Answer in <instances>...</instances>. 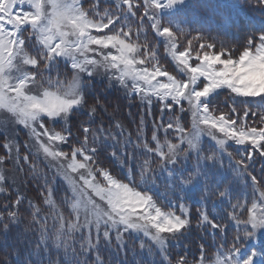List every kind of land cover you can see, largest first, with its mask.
<instances>
[{
  "label": "snow or ice",
  "instance_id": "6c2138e0",
  "mask_svg": "<svg viewBox=\"0 0 264 264\" xmlns=\"http://www.w3.org/2000/svg\"><path fill=\"white\" fill-rule=\"evenodd\" d=\"M103 4L108 6L102 8L101 0H0V114L5 116L0 195H9L4 166L23 170L26 164L39 200L15 189L12 210L6 204V213H0V231L7 234L10 224L21 222L19 208L26 201L37 233L32 255L54 250L58 258L48 264H89L91 254L94 264H104L101 242L111 246L115 240L123 252L125 236L137 237L139 249L150 256L155 250L159 264H190L185 255L173 262L169 245L192 227V210L178 202L184 199L180 193L202 185L197 227L224 236L229 225L215 215V197L227 202L225 215L236 234L230 246L225 240L209 251L201 244L191 264H264V164L260 179L253 174L256 158L264 160V23L238 50L207 30L189 27L182 17L187 0ZM252 7L264 15V0H252ZM98 76L126 98L138 99L149 116L154 105L159 108L150 132L143 115L134 138L119 120L97 123L98 111L107 114L90 91ZM221 90L234 98L228 111L212 105ZM235 98L245 107L238 109ZM86 106L88 120L76 126L81 139L72 120ZM9 123L27 130L23 153ZM205 137L213 142L207 153ZM101 149H111L124 178L102 165ZM192 155L196 164L188 172ZM157 170L166 174L175 198L166 195V204L153 194ZM238 185L249 194L238 196Z\"/></svg>",
  "mask_w": 264,
  "mask_h": 264
},
{
  "label": "trees",
  "instance_id": "16d2710c",
  "mask_svg": "<svg viewBox=\"0 0 264 264\" xmlns=\"http://www.w3.org/2000/svg\"><path fill=\"white\" fill-rule=\"evenodd\" d=\"M182 17L189 22V27L195 26L207 30V32H209L212 36H218L219 39L225 40L227 43L234 45L238 50L240 44L244 40V37L250 31L254 32L256 29L261 27L262 23H264V15H261L260 12L254 10V8L252 7V0H191L189 3H187L186 7L184 8ZM169 68L171 69L172 67L169 66ZM90 91H92L107 107V114L98 111L97 123L102 120L105 125H108L110 123V119L108 117L115 116V118H117L122 124H124L125 127L131 128L130 124L136 122L137 116H141L143 114L142 106H134L136 108L133 109L131 106H133L135 103H129V100H127L125 96H121L118 91L112 92L108 90L107 84L105 83H92ZM219 96H222L221 93L219 94ZM227 97L229 100L228 102H224V106L219 103V106L222 107L221 110L228 111L229 108L233 105L234 98L230 100L228 95ZM236 99L237 98H235V100ZM92 103H94V101L90 98L89 105H91ZM236 106L238 107V109H242L243 107H245V105L243 104L238 105L237 101ZM248 107H251V105H248ZM129 113H131V115H129ZM158 116L159 115L157 112V117ZM87 120V106L83 114H80L78 117H74L72 120V131L75 135L80 136L81 139L82 132H77L76 126L78 122H84ZM127 129L130 131L129 128ZM110 151L111 149L100 150L99 159L102 165L110 167L114 174H117L121 178H124V170H122L117 164V162L111 158V156L109 155ZM191 159H193L192 156ZM224 160V165L226 169L228 162L226 159ZM192 163L193 165L196 164L194 161H192ZM256 164L257 165L254 166L253 174L257 175L258 179H260L259 172L261 168L260 165L262 164L258 162ZM225 169L222 170L226 171ZM21 173L22 178L25 182L26 190L25 193L23 191H21L20 193L28 199H33L39 202L37 193V182L32 180L28 168L26 170L24 169ZM226 173L230 174L231 176L230 172L227 171ZM158 179H161L159 174ZM158 179H156V188L154 187L153 194L155 192L154 195L158 199V201L166 204L167 201L165 200V195H158L160 193L159 191L161 188L158 189L157 184L159 183L163 187V185L161 184L162 182L160 183ZM262 184H264V181H262ZM202 190L203 188H198V191L196 190V193H194L190 198H184L183 200V203L187 204L192 210V224L198 223V214L196 210L201 205L202 196L196 197V195H201L200 193H202ZM243 193L245 195H243ZM248 194V189H245L243 185H238V196H246ZM15 197L16 195L13 193V190L11 188L9 189V195H0V213H6V209L4 207L6 204L9 205V208L7 210H12L11 202L15 199ZM213 199L218 201V199L215 197H213L212 200ZM25 203L28 209L27 202ZM205 203L208 204L210 209V201H205ZM228 210L229 207L227 202L223 204L216 203L214 209L215 215L217 217H224L222 222L229 225L228 228L225 230L224 236H222L219 232H217V234L214 236L212 234L211 229L206 230L196 227V230L192 234H190L191 237H197L194 241V248H192L191 243H189L187 240H183L180 246H176L180 242H178L177 244L175 242V245L171 246L170 251L173 262L175 261L177 256L181 254L186 255L187 260L190 262V264L191 262L196 261L199 257V246L201 244H203L205 248L209 251L214 249L217 244L223 243L225 240L230 246L232 238L236 234V228L235 225L230 223L226 218L225 213ZM19 212L21 222L15 225L10 224V229L7 234L2 235L0 232V264H5V262H7V264H25L27 260L32 261L36 258V256L32 255V252L36 243L37 233L35 231H32L33 226L29 224V213L27 214L28 216L21 215V212H26V210H24L21 206L19 208ZM219 212L220 216H218ZM18 227L20 231L17 230ZM26 228L29 229L28 232H25ZM20 233H24V235L21 236ZM26 236L28 237V247L30 248L21 249V239L25 238ZM191 237L188 238L189 241H192ZM8 242L10 244H7ZM251 243L256 242L252 241ZM260 243H264V237L260 238ZM176 249H178L179 251L177 252ZM40 253L41 260H39L37 264H48L49 259L55 261L58 258L57 253L54 250H50V255H45L43 249H41ZM84 258L85 257L82 256L81 260H83ZM59 259L62 261L63 257L60 256ZM87 259L89 261V264H94V254L89 255ZM106 260L108 261V259H104V264H117L111 263L110 261L106 262ZM112 260L119 262L118 258H112ZM32 264L34 263L32 262Z\"/></svg>",
  "mask_w": 264,
  "mask_h": 264
},
{
  "label": "rangeland",
  "instance_id": "374dc122",
  "mask_svg": "<svg viewBox=\"0 0 264 264\" xmlns=\"http://www.w3.org/2000/svg\"><path fill=\"white\" fill-rule=\"evenodd\" d=\"M190 1L191 0H187V3H189ZM106 6H108V5L103 4V0H101V7L103 8V7H106ZM147 26L148 25L146 23L145 27H147ZM149 36H150V39L153 38V35H152L151 32L149 33ZM161 52H162V48H161ZM167 66L169 67L171 65L169 64ZM52 75L55 76V72H53ZM92 83H105V84H107V89L108 90H110L112 92L118 91L121 94V96H123V97L125 96L123 90L118 89L115 86H111L110 87L106 78L98 76L94 81H92ZM220 93H221L222 96L218 95V96L215 97V99L212 100V105L214 107H216L217 109H219V110H221V108H222V107L219 106V103H221L224 106L225 105L224 102H228L229 99H228L227 95L229 96L230 100L233 98V97L230 96V94H229V92L227 90H221ZM127 100H129V103H135L133 106H131L133 109L136 108L134 106H142L143 107V114L142 115L144 116V119L148 123L149 129H151V123H152L153 119H157L159 121L161 114H160L159 108L156 105L153 106V108L151 110V115L149 116L147 114L148 113V109L144 105H142L138 99L135 100V98H133V99L130 100V99L127 98ZM236 101H237V104L239 105L240 103H239L238 98L236 99ZM214 102H218V103H214ZM223 111H225V110H223ZM157 112H158V115H159L158 117H157ZM241 115H242V113H241ZM109 117H111L114 120H118L117 118H115V116L114 117L113 116H109ZM181 117L185 121L186 125L190 124V118L188 117L187 113L181 114ZM139 118H140V116H137L136 122L130 124L131 128L130 127H126V128H129L131 132H133V138L135 136V131L134 130H135L136 124L139 122ZM4 119H5L4 114H0V121H3ZM167 119H168V117L165 116V122H167ZM251 119L252 118L250 116V121H251ZM7 127L9 129H13L15 131V135H16L17 139L20 141V143L22 145L21 152L23 153L25 151V149L23 148V142L28 140L27 130L23 129L22 126H16V125H13L11 123H9L7 125ZM0 131H3L2 126H0ZM2 140H3V136L0 135V141H2ZM212 144H213V142L210 141L207 137L204 138L203 147H204L206 153H207V150L211 147ZM4 151L5 150L3 149V147H0V155H3ZM229 151H232L233 155L236 156L237 159H239V156L236 154L234 148H230ZM192 157H193V159L190 158L191 160H189L187 165H185V167L187 168L188 172H191L194 169L195 165H193L192 161H194L196 163L195 155H192ZM225 159L227 160L226 157H225ZM227 162H228V160H227ZM257 162L261 163V164H264V160H261L259 158H256L255 165H257L256 164ZM21 163L23 164V162H21ZM4 167L7 170L6 174L9 177V180H8V184L10 185L9 189L11 188L15 195L17 194L15 189H19V192L23 191L25 193V190H26L25 187L26 186H25V182H24V180L22 178V173L21 172L24 169L26 170L28 168V166L26 164H24L23 165V170H21V169L17 168L14 164L7 163ZM226 169H227V167H226ZM25 172H27V171H25ZM226 172L227 171L221 170V173L223 175H228L230 177V174H228ZM158 174L161 177V179H158ZM156 179H158V181L160 183L162 182L161 184L163 185V187H162L159 183L157 184L158 189L161 188L160 191L158 190L160 192L158 195H165V196L167 195V197L169 196V199H173L174 200L175 198L171 195L170 190L167 187H164V186L167 185L166 174H162L159 171H157ZM13 181H15L14 185H13ZM191 187L192 186H190V188ZM155 188H156V186H155ZM198 188L202 189L203 186L199 185V186L193 188V190H191V191H188L186 193H180V195L183 196L184 198H190L194 193H196V190L198 191ZM164 192H166V193H164ZM246 192H247V190H246ZM154 194H155V192H154ZM200 194L201 195L197 194L196 197H199V196L201 197L203 195V190H202V193H200ZM243 195H245V194L243 193ZM183 200L182 201H178V202H182L183 203ZM213 200H215V199H213ZM209 201L211 203L210 209H212V200H209ZM25 202H22L21 207L24 210H26V212H21V215L28 216L27 215L28 214L27 206H26ZM216 203H219V202L216 201ZM218 216H220V212H219ZM196 227H197V224H195V223L192 224L191 229L188 230L187 232H185L183 236L179 237L177 241L171 242L170 245H169V248L171 249V246L175 245V242H176V244L178 242H180V243H178L176 245V246H180V244L183 242V240H187L189 243H191L192 248H194V243H195L194 241H195V239L197 237H191L190 234H192L196 230ZM17 230H19V227L17 228ZM0 232H1L2 235H4V233L2 231H0ZM20 235L23 236L24 233H20ZM190 237L192 238V241L188 240V238H190ZM140 238L142 239L143 237H140ZM125 240L127 241V243L125 244L123 252L120 251V249L116 245L115 240H113L111 246L105 245L103 243V241H102L101 242V247H100V251H101L100 255L102 256L103 260L104 259H108V261H110L111 263H117V264H123L125 259L127 260V264H137V262H139V264H152V261L155 260L157 262V264H159V261H160L161 257L158 254H156L155 250H153V254H152V256H150L146 250L142 251L141 249H139V246H138L139 245V239H137V237H135V236H132V237L125 236ZM7 244H10V243L8 242ZM20 246H21V249L30 248V247H28V237L27 236L25 238L21 239ZM133 249L135 250V255H133ZM176 251L178 252L179 250L176 249ZM125 252L127 253L126 257L124 255ZM170 253H171V251H170ZM181 255H183V254H181ZM191 257H193V256H191ZM112 258H118L119 262L118 261L116 262V261L112 260ZM39 260H41V253H39V255L36 256V258L33 259L32 262L34 264H37V262ZM108 261L106 260V262H108Z\"/></svg>",
  "mask_w": 264,
  "mask_h": 264
}]
</instances>
